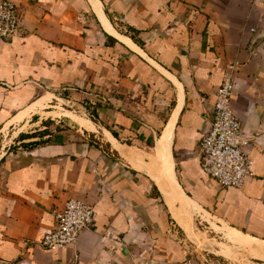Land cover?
<instances>
[{"label":"crops","instance_id":"obj_1","mask_svg":"<svg viewBox=\"0 0 264 264\" xmlns=\"http://www.w3.org/2000/svg\"><path fill=\"white\" fill-rule=\"evenodd\" d=\"M13 1L22 35L0 41V135L24 126L0 146V264H197L172 234L145 167L154 162L142 166L124 152L122 141L137 146L145 138L147 145L161 121L154 161L168 133L186 205L202 210L188 224L219 221L264 244V0ZM88 15L103 37L88 28ZM106 34L125 48L108 46ZM230 66L232 107L251 137L245 152L254 162L242 189L208 176L198 150ZM63 90L107 104L98 124L76 116L81 133L26 131L55 99L50 91ZM72 199L95 208L93 227L67 248L43 250L39 241Z\"/></svg>","mask_w":264,"mask_h":264},{"label":"built area","instance_id":"obj_2","mask_svg":"<svg viewBox=\"0 0 264 264\" xmlns=\"http://www.w3.org/2000/svg\"><path fill=\"white\" fill-rule=\"evenodd\" d=\"M21 12L13 0H0V41L22 35ZM235 67L230 66L216 92L213 118L199 141L198 150L204 172L221 187L242 189L254 177V162L245 152L251 137L245 135L236 116L232 99ZM95 208L81 200H69L55 213V225L39 241V246L55 252L73 245L80 234L93 227Z\"/></svg>","mask_w":264,"mask_h":264},{"label":"rangeland","instance_id":"obj_3","mask_svg":"<svg viewBox=\"0 0 264 264\" xmlns=\"http://www.w3.org/2000/svg\"><path fill=\"white\" fill-rule=\"evenodd\" d=\"M15 4L17 5V3ZM17 7L19 8L18 5ZM86 21L88 28L94 26L101 34V37H103L104 30L94 16L88 15V19ZM110 23L119 34H123L125 32L121 22L117 18L111 17ZM50 93L55 96V99H53L50 105L46 106V110L40 111V114L33 116L30 122L27 123L26 131L29 133L34 129L36 130L44 126L47 127L45 132L57 129L70 131V135L75 132L81 133L79 132L81 131V128L74 121L76 120V116L98 124V110L102 109L104 105L105 107L108 106L107 104H103V102H99V97H91L92 100H88L80 96L73 95L74 93L80 94L79 91L74 92L72 90H63L50 91ZM37 122L38 126H35L34 124ZM163 124L164 121H161L159 128H155L153 138H149V141L146 142L147 145H144L145 138L141 139V143L137 146L133 145V141H122L124 145H128V148L126 147L124 151L126 157L130 161L134 160L139 162L142 166L150 164L154 161L155 150L163 130ZM20 126L22 128L24 124ZM8 127L3 132L4 134L0 135V146L2 144L12 143L14 132H18V129H21L18 126L17 130H8ZM83 131L85 132V130ZM85 133L88 134L87 132ZM27 136L32 137L31 135ZM40 143L43 142H38L37 144ZM141 144H143V146H140ZM0 154L2 155V153ZM166 211L170 217L172 234L189 249L197 264H264L263 242L260 245L257 241V244L259 245L258 247L237 245L236 243L230 242L220 231L219 228L222 229L223 223L215 220L205 222L200 217L196 218L193 225V222H189L188 224L186 217L182 215L180 216V220L175 219L185 229L186 234L173 219L167 207ZM205 244H207L206 246L208 247H204Z\"/></svg>","mask_w":264,"mask_h":264},{"label":"bare ground","instance_id":"obj_4","mask_svg":"<svg viewBox=\"0 0 264 264\" xmlns=\"http://www.w3.org/2000/svg\"><path fill=\"white\" fill-rule=\"evenodd\" d=\"M22 117L23 116H21V118ZM169 149H170V136H168V133H167L164 135L163 139L159 142L158 150L156 154V157H157L156 162L152 161L154 163L150 164L149 166H145V167L148 172H151L150 175H152L157 180L156 183L158 184V187L164 197L166 206L170 210L174 218L180 220V216L182 215H184L185 217L192 216V215L193 216L201 215V212H202L201 208L191 209L188 206V204L186 205V198L183 195L174 177L173 167H172V163L170 160ZM219 229L230 242H233V243L239 242L246 246L247 245L256 246V247L259 246L256 240L254 241L251 238L243 236L242 234L236 232L235 230L229 229L227 226L225 227L223 226L222 229L221 228ZM206 245L204 247H208Z\"/></svg>","mask_w":264,"mask_h":264},{"label":"trees","instance_id":"obj_5","mask_svg":"<svg viewBox=\"0 0 264 264\" xmlns=\"http://www.w3.org/2000/svg\"><path fill=\"white\" fill-rule=\"evenodd\" d=\"M106 37L108 39V46H110V47H117V46H119V47L125 48L123 46V44L119 43L116 39L112 38L111 36H109V35L106 34ZM172 105H173V103H172Z\"/></svg>","mask_w":264,"mask_h":264}]
</instances>
